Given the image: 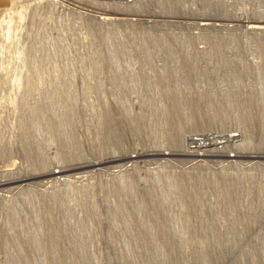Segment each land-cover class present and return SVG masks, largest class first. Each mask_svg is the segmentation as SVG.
<instances>
[{
  "label": "rangeland",
  "instance_id": "1",
  "mask_svg": "<svg viewBox=\"0 0 264 264\" xmlns=\"http://www.w3.org/2000/svg\"><path fill=\"white\" fill-rule=\"evenodd\" d=\"M0 264H264V0H10Z\"/></svg>",
  "mask_w": 264,
  "mask_h": 264
},
{
  "label": "bare ground",
  "instance_id": "2",
  "mask_svg": "<svg viewBox=\"0 0 264 264\" xmlns=\"http://www.w3.org/2000/svg\"><path fill=\"white\" fill-rule=\"evenodd\" d=\"M235 136H231V137H228V138H230V139H233ZM227 138V137H226ZM192 142H194L195 144H197V142H198V145H203L204 146V144H205V142H203V143H201V140H193V139H190ZM210 141V142H214L213 140L214 139H211V140H209V139H205L204 141ZM216 143V142H215ZM187 153H189V152H187ZM192 153V152H191ZM191 153H189V154H191Z\"/></svg>",
  "mask_w": 264,
  "mask_h": 264
},
{
  "label": "crops",
  "instance_id": "3",
  "mask_svg": "<svg viewBox=\"0 0 264 264\" xmlns=\"http://www.w3.org/2000/svg\"><path fill=\"white\" fill-rule=\"evenodd\" d=\"M10 0H0V12L9 5Z\"/></svg>",
  "mask_w": 264,
  "mask_h": 264
}]
</instances>
